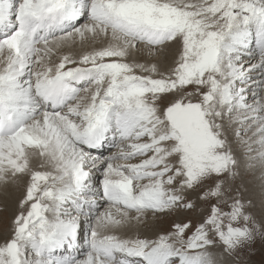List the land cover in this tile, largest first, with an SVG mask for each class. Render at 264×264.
Listing matches in <instances>:
<instances>
[{
	"label": "snow or ice",
	"instance_id": "snow-or-ice-1",
	"mask_svg": "<svg viewBox=\"0 0 264 264\" xmlns=\"http://www.w3.org/2000/svg\"><path fill=\"white\" fill-rule=\"evenodd\" d=\"M0 65V183L30 174L0 264H242L264 240L237 183L257 162L264 208V0H0Z\"/></svg>",
	"mask_w": 264,
	"mask_h": 264
},
{
	"label": "rangeland",
	"instance_id": "rangeland-1",
	"mask_svg": "<svg viewBox=\"0 0 264 264\" xmlns=\"http://www.w3.org/2000/svg\"><path fill=\"white\" fill-rule=\"evenodd\" d=\"M77 43L78 42H77V39H76V43L75 44H77ZM58 54H59V52L56 55H58ZM140 59H141V62H143V63L147 62L144 58H140ZM137 71L139 73V70H137ZM237 126L240 127L239 124H233V126L228 130L227 133H229V134H227V135H228V138H229L230 142H232L233 146L237 149V154L238 155L241 154L242 155V156H240L241 159L242 158L244 159V156H245L244 147L241 146L238 143V141L236 140V137H233L232 138L233 140L230 139V134L235 132V128ZM249 134H250V132L244 134V139H248L249 137H251V134L250 135ZM252 147H253V149H255V146L253 144H252ZM115 150L116 149H113V151H115ZM251 155L255 156L256 152L253 151L251 153ZM254 163H255V167L256 168L253 167L251 169H247V170L251 171L249 177L245 178V176H244L245 174H244L243 177H242V181L240 179H238L237 183H242V186L245 189V191H244L245 198L253 200V202L256 205V207L253 208L251 211H253L254 214L259 219L262 216H264V208L261 207V200H262V191H261V188H260L261 184H260V186L258 185V182L261 181L260 183H262L261 175H260V178L256 177V173L258 171H261L262 169L259 166V164H257V162H254ZM36 168H38V169H36ZM36 168H32V169L33 170H43V169H46L47 167H41V164H40ZM255 169L258 170V171H255ZM26 175L27 174L21 175L20 181L18 183H14L15 186H18V188L13 189V191L15 193H17V194H20V196H21L20 200L16 203V205L13 206V209L16 212H14V214L9 213V215H8L6 204H5V206L4 205H0V243H2L4 241L6 235H10V229H11V226H12V221H13L14 217L20 211L19 202L25 196L26 187H27L28 182L30 181V174H28L29 176H26ZM250 187L254 188V190H253V188H251L253 193H250V191H251ZM193 216H194V214L193 213H189V212L181 213L179 216H177L176 214L162 215V216L156 218L155 224L152 225V231L153 232L170 231L171 230V225H172V223L174 221H177V220H181L182 221V220H185L186 218H193ZM213 248H214V251H218L219 252V250H220L219 248H216V247H209L208 251L211 250V252H214ZM240 255L242 257V264H264V240H261V238L257 237L254 240L253 244L251 245V249L249 250V249L246 248L243 252H241Z\"/></svg>",
	"mask_w": 264,
	"mask_h": 264
},
{
	"label": "bare ground",
	"instance_id": "bare-ground-1",
	"mask_svg": "<svg viewBox=\"0 0 264 264\" xmlns=\"http://www.w3.org/2000/svg\"><path fill=\"white\" fill-rule=\"evenodd\" d=\"M77 44H74V45H72L71 47H68V46H65L64 48H62L60 51H59V54L58 55H55V56H53V60H57L58 59V57L60 56V55H64V54H69V53H72V54H75L76 52H78V51H80V41H79V38H77ZM138 62H141V59H139V61ZM141 63H143V62H141ZM0 66H2V65H0ZM138 72V71H137ZM238 127V126H237ZM236 127V128H237ZM235 128V129H236ZM230 132V131H229ZM227 134H229V133H227ZM251 134V133H250ZM249 134V135H250ZM233 137H235V134H234V132L233 133H231L230 134V139L231 140H233L232 138ZM254 146H255V149L257 148V146L258 145H256V144H253ZM239 156H242L241 154L239 155ZM243 159V158H242ZM41 164V160H40V158L38 157V156H32V157H30V167H32V168H36V167H38L39 165ZM258 164V163H257ZM44 167H47V165H45ZM256 168V167H255ZM259 168V167H258ZM36 169H38V168H36ZM43 170H49L48 169V167L46 168V169H43ZM255 171H258V170H256L255 169ZM250 170H246L245 171V178H248L249 177V175H250ZM261 172H262V170L261 171H258L257 173H256V177H259L260 178V175H261ZM26 176H29L28 174L26 175ZM258 180V179H257ZM260 180V179H259ZM261 182V181H260ZM260 182H258V185L260 186ZM20 185V184H19ZM249 187V186H248ZM247 187V188H248ZM15 188H18V186H15V184L14 183H11V182H9V183H7V184H4V183H0V205H4L5 206V204H6V207H7V211H8V215H9V213H12V214H14V212H16L14 209H13V206L14 205H16V203L20 200V198H21V196H20V194H17V193H15L14 191H13V189H15ZM251 188H253V187H250V190H251ZM261 188V187H260ZM253 190H254V188H253ZM250 193H253L252 192V190L250 191ZM260 194V193H259ZM261 197V196H260ZM213 251H214V248H213ZM210 252H211V250H210ZM214 252H218V251H214Z\"/></svg>",
	"mask_w": 264,
	"mask_h": 264
}]
</instances>
